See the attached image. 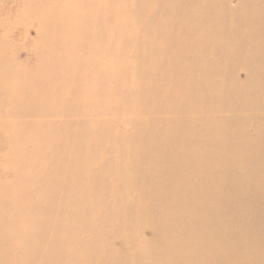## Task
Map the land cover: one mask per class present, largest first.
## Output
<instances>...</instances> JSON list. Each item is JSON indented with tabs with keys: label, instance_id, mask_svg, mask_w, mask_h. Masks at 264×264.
Masks as SVG:
<instances>
[{
	"label": "rangeland",
	"instance_id": "obj_1",
	"mask_svg": "<svg viewBox=\"0 0 264 264\" xmlns=\"http://www.w3.org/2000/svg\"><path fill=\"white\" fill-rule=\"evenodd\" d=\"M34 1L0 0V264H140V260L141 264H186L187 260L190 261L188 264H263L264 163H251L243 168L239 162L235 167L241 187L238 198L245 206L253 199H259L257 211L253 208L239 214L238 224L229 227L227 220L234 214L228 213L237 212V203L233 200L225 203L221 219H211L208 230L198 228L196 236L200 235L202 240L196 242L198 253L190 251L185 236V227L193 217L182 209H187L194 194L189 195L188 190L184 192L185 185L176 183L173 174L179 170L178 165L184 166L182 158L190 152L185 140L189 121H203L211 114L205 111V107L213 109L211 119L229 121V125L236 121L245 124L251 115L264 113V109L251 111L236 107L244 98L232 90L231 83L233 80L242 82L245 78V71L236 65L237 61H243L245 65L240 64L248 66L247 60L240 57L245 53L244 49L239 51L235 62L228 50L223 51L222 57H228L233 63V68H224L226 72L216 70L215 56L211 55L212 62L206 60L209 53L212 54L214 42L219 43L223 37L218 30L231 29L235 25L233 30L236 32L239 23L217 16H210V19H216L212 22L205 21V0H187L195 3L196 9L189 10L186 16V32H181L184 21L171 23L163 14L175 3L183 5L182 1ZM221 1L210 0V10L220 12ZM252 3L255 1L243 0L247 7ZM236 4L232 0L231 8ZM159 117L165 119L162 121ZM246 126L239 128V137L242 138L243 133L253 134L254 127ZM192 128L200 134L196 125ZM141 143L146 148H141ZM108 158L111 160L105 161ZM176 158L180 163L170 162ZM172 186L177 192H172ZM206 187L199 193L212 199L214 193L205 190ZM166 198L170 199L169 202L174 200L172 210L160 211V215L166 218L143 216L145 208L157 209ZM166 207L170 205L166 204ZM204 218L207 220L208 215ZM159 219L166 221L165 225ZM236 230L243 233L241 240L231 236ZM204 237L209 240L212 237L210 241L215 242L209 247L210 241L205 244ZM251 242L260 244L257 253L251 249ZM239 244L243 245L241 258L234 256ZM208 247L213 252L210 253Z\"/></svg>",
	"mask_w": 264,
	"mask_h": 264
},
{
	"label": "bare ground",
	"instance_id": "obj_2",
	"mask_svg": "<svg viewBox=\"0 0 264 264\" xmlns=\"http://www.w3.org/2000/svg\"><path fill=\"white\" fill-rule=\"evenodd\" d=\"M31 1V0H29ZM36 1V0H35ZM34 1V2H35ZM172 1V0H169ZM177 2L182 1L184 4L183 5H176V3L174 4V7H172L170 10L166 11L165 13H163L165 15V17L167 19L170 20L171 23L177 22L179 20L184 21L182 23V27H181V32L185 31L186 29L184 28L186 23V16L190 13V11H195V3H189L187 2V0H176ZM198 1V0H197ZM234 2H236L237 4L234 5L231 8V3L232 0H222L221 1V11H211L210 10V0H205V6L203 8L204 11V20H211V22L213 20H216L215 18L210 19V16H217V17H221L225 20L228 21H232V22H236V24L239 23L240 26L237 27V29H239V31L234 32L235 30H233L235 28V25H233V27L231 29L228 28H221L219 31V34H221L222 39L219 41V43L214 42L213 45V49H212V54L209 53L208 57L206 58L207 62H212L211 60V55L215 56L217 58V62L215 63L216 66V70L219 72H226V69H224L226 66H232L233 63L228 59V57H222V54L224 53L223 51L228 50L229 54L232 55L231 59L232 61L236 60L237 58H239L238 53L239 51H241V49L245 50V53L243 55H241L240 57L244 60H247L248 62V66H242L241 64L245 65V63L243 61H237L236 65L238 66V68H242V71L244 72V80L242 82H238V81H232L231 85H232V90L234 89L235 93L238 94H242L243 97H241V99H243L244 101H241L239 103L238 106H236L237 108H239V110H246L249 108V110L251 111H260L262 109H264V0H252L255 1V4L252 3V5H248L249 7H247L246 5L243 4V0H233ZM245 1V0H244ZM146 3V1H144ZM147 4V3H146ZM214 6V5H213ZM92 8V7H91ZM159 8V7H158ZM164 9V8H163ZM201 9V8H200ZM41 10V9H40ZM81 9H79L80 11ZM112 10V9H111ZM141 10V9H140ZM190 10V11H189ZM206 10V13H205ZM43 11V10H42ZM41 11V12H42ZM149 11V10H148ZM182 12V14H180V12ZM30 12V11H29ZM33 12V11H32ZM36 12V11H35ZM39 12V11H38ZM99 12V11H98ZM113 12V11H112ZM89 13V10H88ZM149 13V12H148ZM199 13V12H198ZM31 14V12H30ZM34 14V13H33ZM36 14V13H35ZM95 14V13H94ZM116 14V13H115ZM32 15V14H31ZM89 15V14H88ZM160 16V13L159 15ZM200 16V15H199ZM29 17V14H28ZM143 18V17H142ZM30 19H32V16L30 17ZM234 19V21H233ZM153 20V19H152ZM151 20V21H152ZM165 20V19H164ZM42 23V22H41ZM46 23V21H45ZM53 23V21H52ZM154 23V22H153ZM185 23V24H184ZM198 23V21H196V24ZM151 24V23H150ZM44 25V24H43ZM46 26V25H45ZM50 26V25H49ZM166 26V25H165ZM179 26V23H178ZM203 26V25H202ZM208 26V25H207ZM44 27V26H43ZM52 27V26H51ZM47 28V27H46ZM143 28V27H142ZM145 28V27H144ZM143 28V29H144ZM134 29V28H133ZM161 29V28H160ZM236 29V30H237ZM47 30V29H46ZM145 30V29H144ZM44 31V29H43ZM149 31V30H148ZM178 30H176L175 32H177ZM207 31V29H206ZM218 31H213L215 33H218ZM158 32V31H157ZM186 32V31H185ZM149 33V32H148ZM165 33V32H164ZM168 35H172V33L170 31H167ZM207 33H209L207 31ZM90 34V33H89ZM192 34V33H191ZM211 34V33H210ZM235 34V35H234ZM48 35V33H47ZM50 35V34H49ZM53 35V34H52ZM137 35H138V30H137ZM142 36V34H141ZM159 36V35H158ZM51 37V36H50ZM49 37V40H51ZM195 37V36H194ZM45 38V37H44ZM215 38V37H214ZM242 38V39H241ZM48 39V37L45 38V40ZM137 39V38H135ZM218 39V37L216 38ZM44 40V41H45ZM198 40V39H197ZM56 41V40H55ZM60 41V40H59ZM46 42V41H45ZM48 42V41H47ZM86 42V41H85ZM131 42V41H130ZM156 42V41H155ZM198 42V41H197ZM209 42L208 38H207V43ZM49 43V42H48ZM60 43V42H59ZM129 43V42H128ZM206 43V44H207ZM86 44V43H85ZM154 44V43H153ZM157 44V43H156ZM141 45V44H140ZM194 45V44H192ZM198 45V44H196ZM177 47V45H175ZM262 46V47H261ZM136 47V46H135ZM134 47V48H135ZM209 47V46H208ZM164 48V47H163ZM182 48V46H181ZM193 48V46H192ZM141 49V48H140ZM199 49V48H198ZM142 50V49H141ZM150 50V49H149ZM161 50V49H160ZM36 51V50H35ZM190 51V50H189ZM194 51V50H193ZM205 50V54H206ZM210 51V50H209ZM200 52V51H199ZM40 53V52H39ZM132 54V52H130ZM157 53V52H156ZM202 53V52H200ZM130 54V55H131ZM142 54V53H141ZM228 54V53H226ZM240 54V53H239ZM158 55V54H157ZM202 55V54H201ZM38 56V55H37ZM128 56V55H127ZM136 56V55H135ZM198 57V56H197ZM130 58V57H129ZM133 58V57H132ZM167 60V58H166ZM202 60V58L200 59ZM239 60V59H238ZM113 61V60H112ZM129 61V59H128ZM139 61V60H138ZM190 61V60H189ZM174 62V61H173ZM235 62V61H234ZM145 63V62H144ZM185 63V62H184ZM241 63V64H240ZM117 64V63H116ZM146 64V63H145ZM130 65V64H129ZM160 65V64H159ZM180 65V64H179ZM197 65V63H196ZM120 66V65H119ZM128 66V65H127ZM131 66V65H130ZM175 66V65H174ZM186 66V65H185ZM202 66V65H201ZM184 67V66H183ZM195 67V66H194ZM223 67V68H222ZM181 68V65H180ZM185 68V67H184ZM183 68V69H184ZM189 68V67H188ZM231 68V67H229ZM233 68V66H232ZM95 69V68H94ZM146 69V68H145ZM173 69V68H172ZM193 69V68H192ZM198 69V68H196ZM212 69V68H211ZM131 70V68H130ZM177 70V69H176ZM199 70V69H198ZM197 70V71H198ZM201 70V69H200ZM207 70V69H206ZM126 71V70H125ZM141 71V70H140ZM173 71V70H172ZM184 71V70H183ZM202 71V70H201ZM215 71V70H214ZM131 72V71H130ZM145 72V71H144ZM151 72V71H150ZM159 73V72H158ZM218 73V72H217ZM233 73V72H231ZM110 74V73H109ZM126 74V73H125ZM202 75H204V73L201 72ZM211 74V73H210ZM216 74V73H215ZM116 75V74H115ZM131 74H129L130 76ZM137 75V74H136ZM183 75V74H182ZM196 75V74H195ZM198 75V74H197ZM93 76V75H92ZM104 76V74H103ZM110 76V75H109ZM113 76V75H112ZM138 76V75H137ZM209 76V75H208ZM117 76H115L116 78ZM127 77V76H126ZM139 77V76H138ZM149 77V76H148ZM176 77V75H175ZM196 77V76H195ZM199 78V75L197 76ZM204 77V76H203ZM202 77V78H203ZM144 78V77H142ZM147 78V77H146ZM153 78V77H152ZM174 78V77H173ZM180 78V77H179ZM208 78V77H207ZM140 79V78H139ZM150 79V78H149ZM101 80V79H100ZM203 80V79H202ZM201 80V81H202ZM106 81V80H105ZM104 81V82H105ZM174 82V80H172ZM221 81V80H220ZM134 82V79H133ZM143 82V81H142ZM150 83V82H149ZM148 83V84H149ZM221 83V82H220ZM225 83V82H224ZM170 84V82H169ZM102 85V84H101ZM106 85V83H105ZM123 85V84H122ZM140 85V84H139ZM150 85V84H149ZM155 85V83H154ZM163 85V84H162ZM167 85V83L165 84ZM171 85V84H170ZM194 85H195V81H194ZM193 85V86H194ZM229 85V84H228ZM125 86V85H124ZM137 86V85H136ZM200 86V85H199ZM198 86V87H199ZM106 87V86H105ZM146 87V86H145ZM155 87V86H154ZM163 87V86H162ZM175 87V86H174ZM173 87V88H174ZM180 87V85L178 86ZM196 87V86H195ZM222 87V86H221ZM113 88V87H112ZM116 88V87H115ZM170 88H172L170 86ZM203 88V87H202ZM225 88H229V86H225ZM34 89V88H33ZM104 89V88H103ZM127 89V88H126ZM143 89V88H142ZM145 89V88H144ZM147 89V88H146ZM145 89V90H146ZM167 89V88H166ZM199 89V88H198ZM30 90V88H29ZM122 90V89H121ZM136 90V89H135ZM134 90V93H135ZM139 89H137L138 92ZM144 90V92H145ZM183 90V89H182ZM192 90V89H191ZM105 91V90H104ZM133 91V90H132ZM197 91V90H196ZM221 91V89H220ZM33 92V91H32ZM114 92V91H112ZM123 92V91H122ZM143 91H141L142 93ZM156 92V91H155ZM213 92V91H211ZM214 92L216 93V91L214 90ZM223 92V91H222ZM232 92V91H231ZM30 93V92H29ZM28 93V94H29ZM35 93V92H34ZM94 93V92H93ZM117 93V92H116ZM176 93V92H175ZM198 93V92H197ZM234 93V94H235ZM55 94V93H54ZM101 94V93H100ZM103 94V93H102ZM108 95V93H106ZM123 94V93H122ZM136 94V93H135ZM140 94V92H139ZM138 94V95H139ZM145 94V93H144ZM147 94V92H146ZM145 94V95H146ZM160 94V91H159ZM56 95V94H55ZM78 95V94H77ZM137 95V94H136ZM143 95V94H142ZM144 95V96H145ZM158 95V94H157ZM167 95V93H166ZM172 95V94H171ZM232 95V94H231ZM237 95V94H236ZM105 96V95H103ZM140 96V95H139ZM159 96V95H158ZM208 96V95H207ZM210 96V95H209ZM94 97V96H93ZM115 97V96H114ZM138 97V96H137ZM147 97V95H146ZM179 97V96H178ZM215 97V96H214ZM220 97V96H219ZM223 97V96H222ZM104 98V97H103ZM122 98V97H121ZM132 98V97H131ZM134 98V95H133ZM171 98V97H170ZM182 98V97H181ZM199 98H201L199 96ZM211 98V97H209ZM216 98V97H215ZM109 99V98H108ZM114 99V98H113ZM124 100V98H122ZM127 100V97L125 98ZM129 99V98H128ZM139 99V98H138ZM148 99V98H147ZM162 99V98H161ZM167 99V98H166ZM229 99V98H228ZM239 99V96H238ZM107 100V99H106ZM134 101V99H132ZM136 100V99H135ZM179 100V99H178ZM213 100V99H212ZM211 100V101H212ZM216 100V99H215ZM214 100V101H215ZM227 100V97H226ZM115 102V100H113ZM141 101V100H140ZM149 101V100H148ZM164 101V99H163ZM213 101V103H214ZM220 101V100H219ZM230 101V100H229ZM226 101V102H229ZM236 101V100H235ZM238 101V100H237ZM129 102V101H128ZM127 102V103H128ZM143 102V101H142ZM141 102V103H142ZM201 102V99H200ZM119 103V102H118ZM126 103V102H125ZM130 103V102H129ZM128 103V104H129ZM139 103V102H138ZM151 103H153L151 101ZM160 103V102H159ZM167 103V101H166ZM165 103V104H166ZM198 104V102H196ZM217 103V101H216ZM237 103V102H236ZM120 104V103H119ZM119 104H117L119 106ZM172 104V103H171ZM183 104V103H182ZM189 104V103H188ZM206 104V103H204ZM210 104V103H209ZM230 104V102H229ZM233 104V103H232ZM18 105V103H17ZM44 105V104H43ZM135 105V104H134ZM161 105V104H160ZM200 105V104H199ZM220 105V104H219ZM227 105V104H226ZM234 105V104H233ZM21 106V105H20ZM117 106V107H118ZM126 106V105H125ZM131 106H133L131 104ZM147 106V105H146ZM173 106V105H172ZM177 107V105H175ZM235 106V105H234ZM233 106V107H234ZM19 107V106H18ZM29 107H32L29 105ZM39 107V106H38ZM45 107V106H44ZM103 107V106H102ZM105 107V106H104ZM110 107V106H109ZM108 107V108H109ZM116 107V106H115ZM121 107V106H120ZM141 107V104H140ZM139 107V108H140ZM149 107V106H148ZM157 107V106H156ZM164 107V106H163ZM183 107V106H182ZM193 107V106H192ZM23 108V107H21ZM34 108V106H33ZM41 108V107H40ZM59 108V107H57ZM69 108V107H68ZM100 108V107H99ZM113 108V107H112ZM165 108V107H164ZM164 108H162L164 111ZM175 108V107H174ZM198 108V107H197ZM217 108V107H216ZM221 108V107H220ZM226 109V107H224ZM230 108V107H228ZM232 108V107H231ZM35 109H37L35 107ZM43 109V108H42ZM92 109V108H91ZM105 109V108H104ZM111 109V108H110ZM120 109V108H119ZM131 109V108H130ZM159 109V108H157ZM195 109V108H193ZM205 111L207 113H211L209 114L208 117H206V119H204L203 121H196L195 119H191L189 121V133H188V137L185 139L186 140V145L188 144V148H189V154L186 157H183L182 159L184 160V166L183 165H178L179 170L176 171L175 173V181L178 184H181V186L185 185V191L188 190L189 195H193L194 194V198H192L187 205V209H185L184 207L182 209L185 210V213H187V211H189L190 217H193L191 219L190 222H188V224L185 227V230L187 232V234L185 236H187V244L188 247L190 248V251H194L195 253H198V250L196 248V242L197 241H202L200 240L201 236H196V233H198V228H205L207 229V226L210 224V220L211 219H221L222 215H223V211H224V205L225 203H231L230 201H235L236 207H237V212L235 211L234 213H228V214H234V215H230L228 220H227V225L229 227H235L238 222H239V214H243L246 211H248L249 209H253L255 210V208H258V202L259 199H253L252 201L249 202V204L247 206H245V204L243 202H241L240 198H238V194H240L241 192V187L239 185V178L237 176V174L235 173V167L236 165L240 162L241 163V167L246 168L248 165L252 164H259V163H264V113L262 114H254L251 115L249 117V119L246 120L245 124L244 121L239 123L238 121L231 123L232 125H229L230 122H224L222 120L219 121H215L213 119H211L210 115L212 114V108L211 107H205L204 108ZM17 110V109H15ZM21 110V109H20ZM38 110V109H37ZM96 110V109H95ZM93 110V111H95ZM103 110V109H102ZM112 110V109H111ZM227 110V109H226ZM225 110V111H226ZM24 111V110H23ZM36 111V110H35ZM72 111V110H71ZM105 110H103L102 112L104 113ZM150 111V110H149ZM148 111V113H149ZM159 111V110H158ZM161 111V112H162ZM222 111V110H221ZM15 112V111H14ZM41 112V111H39ZM121 112V111H119ZM142 112H145L142 110ZM152 112V111H151ZM160 112V113H161ZM184 112V111H183ZM16 113V112H15ZM28 113V112H27ZM26 113V114H27ZM43 113V112H42ZM73 113V112H72ZM99 113V112H97ZM107 113V111H106ZM238 113V110H237ZM19 114V112H18ZM67 114V113H65ZM79 114V113H78ZM122 114V113H120ZM134 114V113H133ZM142 114V113H141ZM147 114V113H146ZM145 114V115H146ZM217 114V113H216ZM105 115V114H104ZM119 115V114H117ZM131 115V114H129ZM155 115V114H154ZM82 116V115H81ZM86 116V115H85ZM111 116V115H110ZM115 116V115H114ZM148 116V115H147ZM153 116V114H152ZM157 116V115H156ZM102 117V116H101ZM112 117H113V113H112ZM111 117V118H112ZM120 116H118L119 118ZM133 117V116H132ZM155 117V116H154ZM152 117V118H154ZM163 117V115H162ZM225 117V116H224ZM151 118V117H149ZM158 118V117H157ZM156 118V119H157ZM160 120H162L161 117H159ZM230 118V117H229ZM241 118V117H240ZM105 119V118H104ZM129 119V118H128ZM165 119V118H164ZM163 119V120H164ZM226 119V118H224ZM253 119V121H252ZM126 120V119H125ZM131 120V119H130ZM134 120V119H133ZM158 120V119H157ZM159 120V121H160ZM162 120V121H163ZM195 120V121H194ZM103 121V120H102ZM101 121V123H103ZM147 121V118H146ZM152 121V119H151ZM169 121V120H168ZM226 121V120H225ZM233 121V120H232ZM93 122V121H92ZM97 122V121H96ZM95 122V123H96ZM126 122V121H125ZM141 122V121H140ZM139 122V124H140ZM81 123V122H80ZM84 123V122H83ZM113 121L111 122V127L112 126ZM117 123V122H116ZM131 123V122H130ZM155 123V122H154ZM157 123V124H156ZM155 124L158 126V124L161 125V123L156 122ZM197 123V124H196ZM104 124V123H103ZM102 124V125H103ZM110 124V123H108ZM118 124V123H117ZM167 124V123H166ZM174 124V123H173ZM115 125V124H114ZM148 125V124H147ZM153 125V124H152ZM168 125V124H167ZM196 125L199 130H200V134H196L195 131L193 130L192 126ZM243 125H249L254 127V132L251 135H247L245 133H243V137H239L237 132L240 130L239 128H241V126ZM85 126V125H84ZM107 126V125H106ZM109 126V125H108ZM116 126V125H115ZM139 126V125H138ZM156 126V127H157ZM246 126V127H247ZM78 127V126H77ZM96 127V126H95ZM136 127V126H135ZM142 127V126H141ZM153 126H151L152 128ZM160 127V126H159ZM163 127V126H162ZM166 127V126H165ZM80 128V126H79ZM84 128V127H83ZM82 128V129H83ZM98 128V127H97ZM107 128V127H106ZM134 128V127H133ZM139 128V127H138ZM81 129V128H80ZM108 129V128H107ZM140 129V128H139ZM143 129V128H142ZM153 129V128H152ZM160 129V128H159ZM163 129V128H162ZM161 129V130H162ZM244 129V128H243ZM242 129V130H243ZM84 130V129H83ZM101 130V129H100ZM106 130V129H105ZM146 130H148V127L146 128ZM154 130H156L154 128ZM86 131V130H85ZM102 131V130H101ZM69 132V131H68ZM81 132V131H80ZM79 132V133H80ZM144 132V131H143ZM151 132V131H150ZM147 133V134H150ZM154 132V131H153ZM82 133V132H81ZM80 133V135H81ZM116 133V132H115ZM133 133V132H132ZM139 133V132H138ZM159 133V131L157 132ZM156 133V134H157ZM162 133V132H161ZM84 134V133H83ZM103 134V133H102ZM105 134V133H104ZM107 134V132H106ZM155 134V133H153ZM152 134V135H153ZM108 135V134H107ZM110 135V134H109ZM134 135V134H133ZM160 136V134H157V136ZM169 135V134H168ZM171 135V134H170ZM240 135V133H239ZM242 135V134H241ZM79 136V135H78ZM102 136V135H101ZM158 136V137H159ZM98 137L99 134H98ZM110 137V136H109ZM123 137V136H122ZM127 137V136H126ZM133 137V136H132ZM150 137V135H149ZM162 137V135H161ZM168 137V136H167ZM182 137V136H181ZM73 139L75 137H72ZM82 138V136H81ZM80 138V139H81ZM152 138V136H151ZM99 139V138H98ZM107 139V137H106ZM133 139V138H132ZM153 139V138H152ZM156 139V138H155ZM154 142H157L155 141ZM160 139V138H159ZM176 139V138H174ZM105 140V139H104ZM148 140V139H147ZM150 140V138H149ZM157 140V139H156ZM164 140V139H163ZM166 140V139H165ZM170 140V139H169ZM180 140V139H179ZM119 141V140H118ZM177 141V140H176ZM109 142V141H108ZM127 142V141H126ZM149 142V141H148ZM181 142V141H180ZM185 142V141H184ZM112 143V142H111ZM118 143V142H117ZM158 143V142H157ZM160 143V142H159ZM183 143V142H182ZM122 144V143H121ZM126 144V143H125ZM133 144V143H131ZM156 144V143H155ZM180 144V143H179ZM145 145V144H144ZM150 145V144H149ZM157 145V144H156ZM163 145V143H162ZM161 145V146H162ZM123 146V145H122ZM126 146V145H125ZM141 148H146L143 146V143H141ZM160 146V145H159ZM167 146V144H166ZM120 147V146H119ZM152 147V146H150ZM156 146H153V148ZM173 147V146H172ZM182 147V145H181ZM180 147V148H181ZM187 147V146H186ZM163 148V146L161 147V149ZM112 149V148H111ZM109 149V150H111ZM134 149V148H133ZM157 149V148H156ZM160 149V150H161ZM175 149H177L175 147ZM193 149H196L195 152H192ZM116 150V149H115ZM143 150V149H141ZM112 151V150H111ZM153 151V150H152ZM159 151V149H158ZM198 151V152H197ZM75 152V151H74ZM109 152V151H108ZM122 152V151H121ZM149 152V151H148ZM147 152V153H148ZM154 152V151H153ZM163 152V151H162ZM161 152V153H162ZM183 152V150H182ZM197 152V153H196ZM115 153V151H114ZM128 153V152H127ZM152 153V152H151ZM104 154V153H103ZM107 154V153H106ZM112 154V153H111ZM145 154V153H144ZM156 154V152H155ZM158 154V153H157ZM96 155V154H95ZM121 155V154H120ZM133 155V154H132ZM146 155V154H145ZM148 155V154H147ZM154 155V153H153ZM176 155V154H175ZM185 155V154H184ZM183 155V156H184ZM99 156V155H98ZM106 156V155H105ZM144 156V155H143ZM142 156V157H143ZM182 156V155H181ZM104 157V156H103ZM101 157V158H103ZM132 157V156H131ZM152 157V156H151ZM156 157V156H155ZM161 157V156H160ZM80 158V157H79ZM100 158V157H99ZM100 158V159H101ZM136 158V157H135ZM148 158V157H147ZM146 158V159H147ZM165 158V157H164ZM98 159V158H97ZM129 159V158H128ZM141 159V158H140ZM143 159V158H142ZM156 159V158H155ZM103 160V159H102ZM107 160H111V159H106ZM144 160V159H143ZM142 160V161H143ZM160 160V159H158ZM118 161V159H117ZM120 161V160H119ZM128 161V160H127ZM141 161V162H142ZM153 161H155L153 159ZM161 161V160H160ZM165 161V160H164ZM177 161L179 162L180 159L176 158V159H170V162H174ZM110 162V161H109ZM123 162V161H122ZM140 162V163H141ZM144 162V161H143ZM183 162V161H182ZM115 163V161H114ZM157 163V162H155ZM180 163V162H179ZM178 163V164H179ZM239 163V164H240ZM107 164V162H106ZM146 164V162H145ZM159 164V161H158ZM176 164V163H175ZM238 164V166H239ZM130 165V164H129ZM155 165V164H154ZM261 165V164H259ZM140 166V165H139ZM164 166V165H163ZM253 166V165H252ZM100 167V166H99ZM109 167V166H108ZM107 167V168H108ZM111 167V166H110ZM185 167V168H184ZM53 168V167H52ZM105 168V166L103 167ZM168 168V167H167ZM54 169V168H53ZM51 170V169H50ZM97 170V169H96ZM110 170V169H108ZM134 170V169H133ZM157 170V169H156ZM171 170V169H170ZM169 170V172H170ZM100 171V170H99ZM98 171V172H99ZM111 171V170H110ZM167 171V170H166ZM174 171V170H173ZM45 172V171H44ZM101 172V171H100ZM105 172V170H104ZM113 173V171H111ZM115 172V171H114ZM249 172V171H248ZM143 173V172H142ZM257 173V172H256ZM98 174V173H97ZM102 174V173H101ZM105 174V173H104ZM110 174V173H109ZM119 174V173H118ZM139 174V173H138ZM154 174V173H153ZM156 174V172H155ZM154 174V175H155ZM169 174V173H168ZM100 175V174H99ZM108 175V174H107ZM115 175V174H114ZM120 175V174H119ZM112 176V175H111ZM163 176V175H162ZM172 176V174H171ZM170 176V177H171ZM105 177V176H104ZM120 177V176H119ZM140 177V176H139ZM166 177V175H165ZM240 177V176H239ZM247 177V176H246ZM114 178V177H113ZM143 178V177H142ZM141 178V180H142ZM148 178V177H147ZM151 178V176H150ZM156 178V177H155ZM163 178V177H162ZM169 178V177H168ZM172 178V177H171ZM41 179V178H40ZM107 179V176L106 178ZM104 179V180H105ZM121 179V178H120ZM164 179V178H163ZM101 180V179H100ZM103 180V181H104ZM140 180V181H141ZM148 180V179H147ZM156 180V179H155ZM102 181V180H101ZM102 181V182H103ZM139 181V184H140ZM149 181V180H148ZM158 181V180H157ZM144 182V181H143ZM146 182V181H145ZM144 182V184H145ZM164 182V181H163ZM101 183V182H100ZM168 183V181L166 182ZM98 184V183H97ZM104 184V183H103ZM102 184V185H103ZM111 184V182H110ZM123 184V182H122ZM171 185H173L172 183H170ZM188 188H187V185ZM208 184V185H207ZM105 185V184H104ZM143 185V184H142ZM166 185V184H165ZM164 185V186H165ZM177 185V184H176ZM212 185H214V187H212ZM107 186V185H106ZM109 186V185H108ZM141 186V185H140ZM146 186V184H145ZM206 187L205 190H207L208 192L214 193V196L212 199H207L204 198L200 195V191L203 187ZM98 186H96L97 189ZM134 187V185H133ZM167 187V186H166ZM179 187V186H178ZM246 187V186H245ZM137 188V187H136ZM135 188V189H136ZM146 188H148L146 186ZM173 188V186H172ZM176 188V187H175ZM139 189V188H138ZM174 189V188H173ZM180 189V188H179ZM106 190V188H105ZM108 190V188H107ZM121 190V188H120ZM146 190V189H145ZM248 190V189H247ZM168 191V190H167ZM250 191V190H249ZM260 191V190H259ZM263 191V190H262ZM116 192V191H115ZM147 192V191H146ZM145 192V193H146ZM173 193L177 192L176 189H174V191H172ZM255 192V191H254ZM106 193V192H105ZM120 193V192H119ZM170 193V192H168ZM264 193V192H263ZM109 194V193H108ZM151 195L149 194V197ZM172 196V195H171ZM183 194L180 195V197H182ZM103 197V196H102ZM155 197V196H154ZM163 197V196H162ZM189 197V196H188ZM238 198V199H237ZM104 199V197H103ZM148 199V198H147ZM151 199V198H150ZM158 199V196H157ZM174 199V198H173ZM141 200V199H140ZM163 202L159 205V207H157V209L154 210H150L148 208H145L142 213L143 216L145 218H151L153 216H157L160 215V211L165 209H171L172 207V203L174 200H172L171 202L170 199L168 200V198H166L165 200L162 199ZM180 200V199H179ZM145 201V200H144ZM161 201V200H160ZM151 202V201H150ZM156 203H158L156 201ZM160 203V202H159ZM142 204V203H141ZM167 205H170V207H166ZM29 205V204H28ZM98 205V204H97ZM104 205V204H103ZM147 205V204H146ZM153 205V204H152ZM155 205V204H154ZM227 205V204H226ZM148 206L149 203H148ZM158 206V205H157ZM178 206V205H177ZM24 207V205H23ZM142 207V206H140ZM174 207V206H173ZM263 207V206H261ZM102 208V207H100ZM152 208V209H153ZM181 208V206L179 207V209ZM137 209V207H136ZM235 209V208H234ZM22 210V209H20ZM164 210V211H165ZM261 210V209H260ZM105 211V210H104ZM168 211V210H167ZM174 211V210H173ZM177 211V210H175ZM257 211V210H255ZM102 212V211H101ZM263 212V211H262ZM168 213V212H167ZM19 214V213H18ZM103 214H105L103 212ZM206 214L208 215L207 220L204 218V216H206ZM163 215V213H162ZM169 216V215H168ZM175 216V215H174ZM160 217H163L160 215ZM165 217V216H164ZM163 217V218H164ZM190 217L188 219V221L190 220ZM249 217V216H248ZM247 217V218H248ZM156 218V217H155ZM166 218V217H165ZM169 219V218H167ZM166 219V220H167ZM244 219V218H243ZM149 220V219H148ZM156 220V219H155ZM170 220V219H169ZM242 220V219H241ZM260 220V219H259ZM151 221V220H150ZM158 221V220H157ZM159 221H163L162 219ZM158 221V223H159ZM76 222V221H75ZM79 222V221H78ZM166 221H163V223ZM168 222V221H167ZM186 222V221H185ZM217 222V221H216ZM113 223V222H112ZM170 223V221H169ZM168 223V224H169ZM76 224V223H75ZM116 224V223H115ZM154 224V223H153ZM167 224V223H166ZM252 224V223H251ZM96 225V224H95ZM98 225V224H97ZM165 225V223L163 224ZM249 225V224H248ZM99 226V225H98ZM156 226V225H155ZM174 226V225H173ZM240 226V224H239ZM244 227V226H243ZM163 228V226H162ZM174 228V227H173ZM38 229V228H37ZM161 229V228H160ZM166 229V228H164ZM176 229V227H175ZM181 229V228H179ZM227 229V227H226ZM244 229V228H243ZM167 230V229H166ZM170 230V229H169ZM173 230V229H172ZM184 230V231H185ZM34 231V230H33ZM95 231V230H94ZM174 231V230H173ZM180 231V230H179ZM219 231V229H218ZM32 232V231H31ZM211 232V229H210ZM220 232V231H219ZM222 232V231H221ZM246 232V231H245ZM42 234V231H41ZM174 234V233H173ZM185 234V232H184ZM222 234V233H220ZM32 235V233H31ZM122 236V235H121ZM205 236V235H203ZM209 236V235H208ZM211 236V234H210ZM224 236V235H223ZM229 236V235H228ZM231 236L233 238H235V240H241L243 238V233L239 230H236L234 232L231 233ZM30 237V236H29ZM107 237V236H106ZM231 237V238H232ZM24 238V237H23ZM126 240V237H124ZM205 239V244L208 243L209 240L207 237H204ZM26 239V238H25ZM214 239V237H213ZM223 239V238H222ZM40 240V239H39ZM128 240V239H127ZM258 240V239H256ZM23 241V240H22ZM221 241V240H220ZM226 241V240H225ZM3 242V241H2ZM1 242V245H2ZM33 242V241H32ZM39 242V241H38ZM94 242V241H93ZM92 242V243H93ZM215 242V241H214ZM214 242H209V247L211 246V243ZM27 243V242H26ZM185 243V242H184ZM149 244V243H148ZM186 244V245H187ZM233 244V242H232ZM249 244V243H248ZM27 245V244H26ZM93 245V244H92ZM214 245V244H213ZM226 245V244H225ZM230 245V244H229ZM42 246V245H41ZM97 246V245H96ZM215 246V245H214ZM26 247V246H25ZM33 247V246H32ZM151 247V246H150ZM198 247V246H197ZM208 247V249H209ZM217 247V246H216ZM237 247V246H236ZM153 248V245H152ZM215 248V247H214ZM243 248V245L239 244V247L236 251V255H234L235 257H240L241 254V249ZM261 248L260 244H256L254 245L253 242H251V249L257 253V251ZM38 249V248H37ZM42 250V248H40ZM141 249V248H140ZM184 249V248H183ZM202 249V248H200ZM216 249V248H215ZM214 249V250H215ZM40 250V251H41ZM153 251V250H152ZM210 251V249L208 250ZM212 251V250H211ZM210 251V253H211ZM216 251V250H215ZM226 251V250H224ZM122 252V251H121ZM120 252V253H121ZM199 252H201L199 250ZM213 252V251H212ZM32 253V252H31ZM109 253V252H108ZM188 253V252H187ZM217 253V252H216ZM252 253V251H251ZM38 254V253H37ZM114 254V253H112ZM122 254V253H121ZM249 254V253H248ZM30 255V254H29ZM211 255V254H210ZM213 255V254H212ZM217 255V254H216ZM140 254L138 255V259H139ZM200 256V255H199ZM215 256V255H214ZM220 257H222V255H219ZM24 257V256H23ZM22 257V258H23ZM101 257V256H100ZM107 257V256H106ZM136 257V256H135ZM141 257V256H140ZM143 257V256H142ZM189 257V256H188ZM198 257V256H197ZM258 257V256H257ZM144 258V257H143ZM142 258V259H143ZM241 258V257H240ZM145 259V258H144ZM143 259V260H144ZM27 260V259H26ZM32 260V259H31ZM40 258H38L37 261H39ZM46 260V259H45ZM77 260V259H76ZM133 260V259H132ZM171 260V259H170ZM193 260V257H192ZM198 260V259H197ZM33 261V260H32ZM135 261V260H134ZM141 261L139 262V260H137V262H139L141 264ZM145 261V260H144ZM220 261V260H219ZM263 261V260H262ZM122 262V261H121ZM186 264L190 263V261H185ZM184 262V263H185ZM21 263H23L21 261ZM143 263V262H142ZM154 263V262H153ZM158 263V261L156 262ZM199 263V262H198ZM121 264V263H120ZM183 264V262H182ZM200 264V263H199ZM238 264H242V263H238ZM250 264V263H247ZM252 264V263H251ZM264 264V263H263Z\"/></svg>",
	"mask_w": 264,
	"mask_h": 264
}]
</instances>
